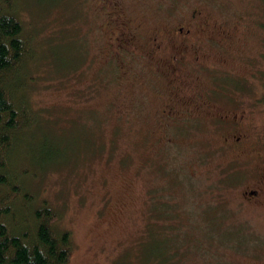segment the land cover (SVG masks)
I'll use <instances>...</instances> for the list:
<instances>
[{
  "label": "rangeland",
  "instance_id": "rangeland-1",
  "mask_svg": "<svg viewBox=\"0 0 264 264\" xmlns=\"http://www.w3.org/2000/svg\"><path fill=\"white\" fill-rule=\"evenodd\" d=\"M14 1L33 51L12 97L40 115L17 155L49 163L28 180L57 211L56 230L71 234L64 264H143L156 230L178 240L180 264H264V191L246 194L264 173V0H160L222 20L227 34L236 27L235 59L228 58L235 73L212 67L221 89L204 96L224 116L230 108L244 115L238 129L254 144L247 154L223 145V131L234 126L207 105L176 121L174 135L164 133L153 117L159 106L146 95V60L121 76L108 57L103 0ZM138 1L117 0L135 28L154 30L163 22L159 0ZM163 134L172 139L165 143Z\"/></svg>",
  "mask_w": 264,
  "mask_h": 264
},
{
  "label": "flooded vegetation",
  "instance_id": "flooded-vegetation-1",
  "mask_svg": "<svg viewBox=\"0 0 264 264\" xmlns=\"http://www.w3.org/2000/svg\"><path fill=\"white\" fill-rule=\"evenodd\" d=\"M136 1L142 6V2ZM103 4L101 22L108 57L116 59L117 67L124 70L121 76L127 73L132 62L140 58L146 60L150 70L146 77L150 92L146 95H152L159 106L153 117L164 133L171 132L174 135L180 126L175 124L178 123L176 121H187L199 116L201 107L207 105L222 118L219 121L225 127L223 120L234 126L223 131V145L232 147L234 153L238 150L240 154H247L254 144L252 133H243L238 129L244 127V115L230 108L226 109L228 116H224L216 110L219 105L204 96L215 94L218 88L221 89L217 78L215 81V74H212V67L230 68L235 73V66L228 64V58L235 59L236 27L233 28L234 34H227L222 20L204 15L197 8L189 13L176 11L174 6L165 7L159 0L155 2V14L163 22L154 30L142 31L132 26L129 18H125L127 13L121 11V2L103 0ZM207 75L209 77H205ZM210 77L213 82L209 79L203 81ZM208 81L210 85L205 86ZM122 88H126V85L123 84ZM207 115L211 117L210 113ZM171 134L168 138L163 134L165 143L172 139ZM245 143L248 144L246 148ZM259 191H264V173L259 189L248 191L246 197L251 199Z\"/></svg>",
  "mask_w": 264,
  "mask_h": 264
},
{
  "label": "trees",
  "instance_id": "trees-1",
  "mask_svg": "<svg viewBox=\"0 0 264 264\" xmlns=\"http://www.w3.org/2000/svg\"><path fill=\"white\" fill-rule=\"evenodd\" d=\"M12 3L15 1L0 0V264H64L73 250L71 234L56 230L57 211L39 197L36 180L31 183L28 180L33 175L39 176L49 163L29 162L24 157L20 159L22 163L17 155V146L24 141V135L38 128L40 115L29 103H18L12 97L17 91L18 74L33 51L16 12L11 9ZM121 11L127 13L124 8ZM130 16L126 14L125 18L134 26ZM113 68L110 83L119 69ZM155 207L157 210L160 207L158 202ZM156 235L155 250L152 256L149 248L143 252L140 259L143 264H180L178 240L173 243L170 235L156 230L152 237L147 235V241L155 242Z\"/></svg>",
  "mask_w": 264,
  "mask_h": 264
}]
</instances>
